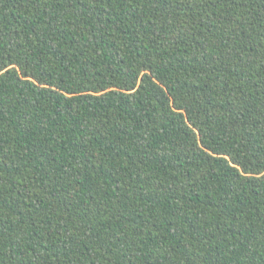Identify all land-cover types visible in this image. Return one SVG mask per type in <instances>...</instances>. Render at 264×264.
<instances>
[{
	"label": "trees",
	"instance_id": "16d2710c",
	"mask_svg": "<svg viewBox=\"0 0 264 264\" xmlns=\"http://www.w3.org/2000/svg\"><path fill=\"white\" fill-rule=\"evenodd\" d=\"M0 264H264V0H0Z\"/></svg>",
	"mask_w": 264,
	"mask_h": 264
}]
</instances>
